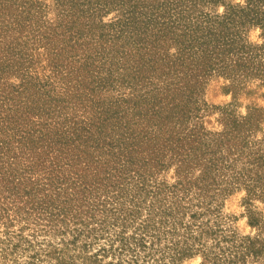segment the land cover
<instances>
[{
  "label": "rangeland",
  "instance_id": "374dc122",
  "mask_svg": "<svg viewBox=\"0 0 264 264\" xmlns=\"http://www.w3.org/2000/svg\"><path fill=\"white\" fill-rule=\"evenodd\" d=\"M33 2L38 13L31 20L37 31L26 29L24 45L30 46L41 80L54 75L51 46L62 48L60 60L70 63L71 46H101L102 32H110L116 41L117 23L126 18L124 6L116 4L101 7L89 20L78 11L70 16V0ZM180 11L182 22L203 36L199 46L210 55L205 62L195 55L179 66L180 80L171 73L161 75L165 81H155L159 86L173 81L174 91L168 96L175 100L166 103L182 101L186 107L189 118L173 119L177 130L188 135L172 143L187 147L183 157L169 158L178 148L166 144L159 154L166 164L154 177L148 173L145 184L143 170L140 180L125 176L117 202H111L113 198L102 202L105 194L95 192L93 198L101 195L99 202H70L72 210L61 212L62 202L54 195L37 223L0 220V264H264V0H245L243 5L238 0H184ZM150 36L143 46H152ZM187 38L165 36L161 42L166 58L176 60L180 46H191ZM123 40L129 42L125 46H136L128 36L118 42ZM214 46L226 50L223 60L216 58L221 49ZM192 62L200 66L189 95L185 83L190 80L186 74L195 68ZM62 80H53V93L62 90ZM10 81L18 84L21 79L13 76ZM131 91L110 86L95 99L108 107L120 96L133 99ZM67 101L62 121L75 117L84 126L81 122L91 113L85 112L81 100L70 96ZM192 138L198 142L185 145ZM147 145L142 149L155 150L153 144ZM209 158H217L213 171L206 170Z\"/></svg>",
  "mask_w": 264,
  "mask_h": 264
},
{
  "label": "trees",
  "instance_id": "16d2710c",
  "mask_svg": "<svg viewBox=\"0 0 264 264\" xmlns=\"http://www.w3.org/2000/svg\"><path fill=\"white\" fill-rule=\"evenodd\" d=\"M183 1L157 4L156 0H70V16L78 11L81 17L93 20L98 9L116 4L124 6L126 18L117 23L119 29L114 35L117 42L111 39L110 32H102L98 34L101 46H71L70 63L60 60L62 48L51 46L50 66L54 75L41 80L30 46L24 45L26 29L37 31L31 20L38 13L32 8L33 0H0V220L3 223L39 222L54 195L62 202L61 212L72 210L70 202H99L103 194L106 200L102 202L111 198V202H117L125 176H138L140 180L143 170L147 173L142 182L145 184L148 173L154 177L156 169L166 164L159 157L165 152L163 149L177 146L178 153L169 158L183 157L182 149L187 147L172 143L175 144L174 138L185 139L188 135L182 133V128L177 130L173 119L189 118L186 107L182 101L166 103L175 100L168 96L174 91L173 81L161 86L155 82L165 81L161 75L169 77L171 73L180 80L179 66H186L190 57L199 55L200 62H205L203 59L210 56L209 50L199 46L203 36H197L196 28L182 22ZM14 6H17L15 10ZM17 10L27 13L28 18L24 19ZM171 12L176 15H169ZM135 30L146 35L136 34ZM149 33L152 46H143L149 40L146 39ZM169 33L188 37L191 42V46H180L176 60L164 55L166 46H162L161 40ZM125 36L132 38L136 46H125L129 45L127 40L118 42ZM106 39L113 44L108 45ZM214 47L221 49L216 58L223 60L221 56L226 50L222 51V46ZM79 49L83 54H79ZM192 63L195 68L186 74L190 80L185 83L189 95L194 93L200 66ZM13 76L21 82L11 83ZM50 78L65 79L58 93H53L56 88ZM115 85L129 87L133 90L129 94L134 93L135 97L120 96L108 107L95 99L101 90L107 91ZM138 89L143 90L142 94L136 95ZM70 96L81 100L85 112L91 113L92 118L87 116L81 122L84 126L75 117L62 121ZM189 140L185 145L198 142L195 138ZM144 144L146 148H149L147 144H153L155 150L147 152L142 149ZM215 159H208L210 165L206 170L213 171ZM101 191L100 196L93 198L95 192L99 195Z\"/></svg>",
  "mask_w": 264,
  "mask_h": 264
},
{
  "label": "clouds",
  "instance_id": "9594fccd",
  "mask_svg": "<svg viewBox=\"0 0 264 264\" xmlns=\"http://www.w3.org/2000/svg\"><path fill=\"white\" fill-rule=\"evenodd\" d=\"M238 2L241 4V5H243L244 3H245V0H238ZM223 9L221 8V11H222ZM256 32H259V28H257L256 29ZM253 39H255V35L253 36Z\"/></svg>",
  "mask_w": 264,
  "mask_h": 264
}]
</instances>
